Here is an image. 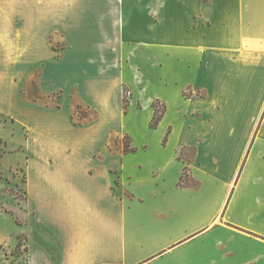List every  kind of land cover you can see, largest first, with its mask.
I'll return each mask as SVG.
<instances>
[{"label":"crops","instance_id":"1","mask_svg":"<svg viewBox=\"0 0 264 264\" xmlns=\"http://www.w3.org/2000/svg\"><path fill=\"white\" fill-rule=\"evenodd\" d=\"M5 29L22 45L15 62L22 80L43 66L37 85L60 89L59 106L9 94ZM123 88L131 92L126 108ZM73 94L97 110L96 120L74 121ZM0 95V116L21 134L14 146L0 136L6 153L36 159L27 165L25 199L16 198L24 207L16 206L49 233L53 254L43 264H264V157H228L225 147L237 142L219 136L245 130L254 114H261L257 131L264 133V0H0ZM156 100L164 113L151 128ZM133 106L148 111L146 126L159 132L160 151L175 140L168 157L137 162L143 178L124 171V155L146 148L134 145L122 124L107 126L91 148L105 186L50 175L57 168L93 179L91 165L69 156L92 145L91 129L104 117L115 110L120 121ZM117 127L132 138L133 151L116 152L118 164L103 162L110 155L94 157ZM206 130L213 131L209 138ZM178 145H199L198 157H174ZM30 170L42 173L51 218L43 204L30 202ZM185 173L193 184H179ZM24 249L27 256L28 236Z\"/></svg>","mask_w":264,"mask_h":264},{"label":"rangeland","instance_id":"2","mask_svg":"<svg viewBox=\"0 0 264 264\" xmlns=\"http://www.w3.org/2000/svg\"><path fill=\"white\" fill-rule=\"evenodd\" d=\"M9 20V19H8ZM8 25V24H7ZM7 32V33H6ZM4 37V42L2 44L3 55L9 58V62L12 65H9V94L12 95L14 98L18 97V100L27 101L33 100L40 102L47 106H59V96L61 95V90L57 89L52 92H43L39 89L37 85V74L43 71L44 67H38L36 69V73L33 74L32 78L29 81L22 80V70L23 67L20 64H15V62L21 61L22 57V45L20 42H14V40H9L10 38V31L9 29L3 30L1 33ZM9 34V35H8ZM16 37V35H14ZM9 37V38H8ZM19 39L21 38L20 35L17 36ZM2 68H7L2 66ZM150 90V88H149ZM125 97V99H124ZM131 92L128 88H123L121 93V100L120 103L122 104L123 108H125V100L130 99ZM66 99L65 106L68 105V98ZM0 100H2L0 95ZM117 98L115 99L114 108L116 109L117 106ZM73 105L76 108L77 114L75 112L72 113L74 121H79L80 118L90 117V122L96 120L98 117V112L95 108L89 107L86 103L79 100L75 94L72 97ZM88 106V107H87ZM66 108H68L66 106ZM11 110V111H10ZM9 111L11 114H15L18 118H20L19 113H12L13 110L10 109ZM122 110V109H121ZM116 111L114 110L111 113L110 117H104L99 124L94 126L91 129L92 136L95 137L92 140V145L89 148L79 147L77 151L73 154L71 160H73L74 164L85 166L83 164H89L93 167L95 173V177L93 179H88L86 176L81 175L80 173L71 174L68 172H64L60 169L54 168L51 176H57L64 178L67 182H70L71 177L73 181H83L88 183L92 186H105V177L103 176L102 172L100 171L101 162L92 160L89 157L91 148L96 143L100 142L102 139V135L105 132L106 127L108 126H115L118 124H122L125 126L126 129L132 132L133 140L135 142L134 145H141L142 148L146 149H139L136 152L131 154L124 155V171L126 173H130L131 175H135L136 177L143 178L145 173L137 170L136 165L138 161L144 162L146 165L152 159L151 157H168L171 150H173V145H175V140L172 142L171 146L169 147V151H160L158 148L159 142V132L153 129H148L146 126L147 114L148 111L144 110H136L134 106L131 108L130 113L128 116L119 121L118 117L115 116ZM10 114V115H11ZM122 114V113H121ZM9 115V116H10ZM261 114H254L252 115L251 123L247 125L245 130L234 131V130H225L220 131L219 136L228 137V138H235L237 145L230 144L225 148L229 151L228 157H264V145L261 142V138H264V133L262 136V132L260 130L257 131V127L259 126V119ZM203 118V117H202ZM0 136H3L8 139V143L12 146L16 145L17 142L21 139V134L14 127L12 124H9L4 121L9 120L11 122V118L6 116H0ZM181 120V119H180ZM89 120L85 121L88 122ZM206 122V120H205ZM256 132H259L258 140H254ZM205 133L207 134V138L209 135L213 134V131L210 132L206 130ZM235 134V135H234ZM237 134V135H236ZM247 134V135H246ZM246 137V141L244 145H238V141L240 137ZM78 138L83 137V134H77ZM239 136V138H237ZM260 138V140H259ZM176 139V138H175ZM130 138L127 135V132L122 128H111L108 138H107V146L100 151L99 153H95L94 157H106L103 162L118 164L120 162L119 155H122V150L125 143L129 142ZM200 141V140H199ZM132 146V138L131 142H129ZM148 144V147L146 144ZM206 141L201 140V144L205 146L206 149H211V145L205 144ZM44 147V146H43ZM95 147V146H94ZM93 147V148H94ZM197 147L195 149L188 145H178L175 152L174 157L178 155V157L183 158L184 160H195L194 157H198L197 155ZM46 148L44 147V150ZM230 150H234V152H230ZM236 150V151H235ZM5 145L3 140L0 141V264H27V258L29 264H43L47 255L50 257L53 254L52 246L49 245L51 242H48L46 232L42 227H40L35 219L34 216H29L27 211L22 210L23 201H17L16 198L25 199L26 197V181H27V168L30 164L36 159H31L30 157H21V153L11 152ZM241 152V153H240ZM252 152V156H251ZM5 154V155H4ZM207 157H219L218 155L209 154L208 152H204ZM4 155V156H3ZM46 154L44 155V157ZM224 157V156H223ZM160 159V158H159ZM42 160V159H41ZM231 166V165H230ZM58 170V172L56 171ZM53 174V175H52ZM115 175H117L115 173ZM42 173L37 171L30 170V180L31 183L28 188V192L30 194V202L31 204H43L42 208L44 209V214L48 217H52V209L53 204L50 198V195L47 194L45 188H39V183L41 182ZM184 184H193L192 179L189 177V174L185 173L183 178ZM117 192L121 190L116 188ZM15 201L13 202V199ZM9 199L12 200V203H9ZM10 200V201H11ZM51 200V202H50ZM41 202V203H40ZM16 205H19L17 207ZM4 210V211H3ZM20 224L25 225H18L15 222V219ZM25 221V222H24ZM39 226V228H38ZM23 232V233H21ZM28 236V245L29 251L28 255L26 256V249L24 246L27 244V236ZM50 234L49 236H51ZM225 237L226 234L224 232H220V235ZM49 238V237H48ZM19 239V240H18ZM20 241L19 245L16 247V242ZM253 249L255 251H261V248L254 246Z\"/></svg>","mask_w":264,"mask_h":264},{"label":"trees","instance_id":"3","mask_svg":"<svg viewBox=\"0 0 264 264\" xmlns=\"http://www.w3.org/2000/svg\"><path fill=\"white\" fill-rule=\"evenodd\" d=\"M124 99H125V97H124ZM124 102H125V108H126L127 103H128V100H125ZM153 109H154V111H153V114H152V117H151V120H150V123H149V126L151 128H154V127L157 126V124L159 123V121H160V119H161V117H162V115L164 113V107H163V105L161 103H159L158 100H156V101L153 102ZM164 141H165V138L163 139V142ZM129 142L125 143V145L123 147V151L124 152H131V151H133V148L130 147V145H129L130 143ZM184 175L185 174H183V176H181V179H180V182H179V184H181V185L184 184L183 183ZM19 242L20 241H18L16 247L20 244Z\"/></svg>","mask_w":264,"mask_h":264}]
</instances>
